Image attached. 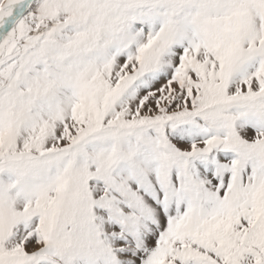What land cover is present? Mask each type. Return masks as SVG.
<instances>
[{
  "label": "snow or ice",
  "instance_id": "1",
  "mask_svg": "<svg viewBox=\"0 0 264 264\" xmlns=\"http://www.w3.org/2000/svg\"><path fill=\"white\" fill-rule=\"evenodd\" d=\"M0 264H264V0H0Z\"/></svg>",
  "mask_w": 264,
  "mask_h": 264
}]
</instances>
